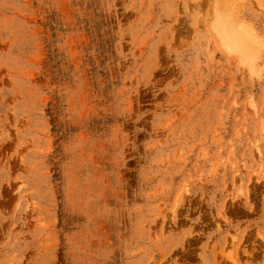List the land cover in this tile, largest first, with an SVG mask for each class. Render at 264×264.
<instances>
[{"label": "rangeland", "instance_id": "obj_1", "mask_svg": "<svg viewBox=\"0 0 264 264\" xmlns=\"http://www.w3.org/2000/svg\"><path fill=\"white\" fill-rule=\"evenodd\" d=\"M0 264H264V0H0Z\"/></svg>", "mask_w": 264, "mask_h": 264}, {"label": "bare ground", "instance_id": "obj_2", "mask_svg": "<svg viewBox=\"0 0 264 264\" xmlns=\"http://www.w3.org/2000/svg\"><path fill=\"white\" fill-rule=\"evenodd\" d=\"M214 12L215 23H213V26L217 30L219 35L224 39L225 42L234 41L236 45H239L238 38H241L238 37L240 26L233 24V22L230 20L231 18H229L227 14H221L219 10H216Z\"/></svg>", "mask_w": 264, "mask_h": 264}]
</instances>
